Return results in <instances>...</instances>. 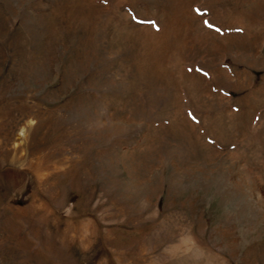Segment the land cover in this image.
Listing matches in <instances>:
<instances>
[{
  "label": "rangeland",
  "instance_id": "obj_1",
  "mask_svg": "<svg viewBox=\"0 0 264 264\" xmlns=\"http://www.w3.org/2000/svg\"><path fill=\"white\" fill-rule=\"evenodd\" d=\"M0 264H264V0H0Z\"/></svg>",
  "mask_w": 264,
  "mask_h": 264
}]
</instances>
